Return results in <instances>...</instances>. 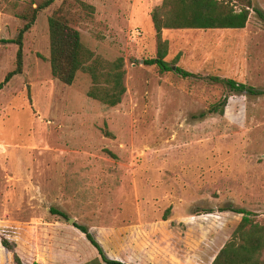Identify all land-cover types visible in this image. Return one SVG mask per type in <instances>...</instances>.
Here are the masks:
<instances>
[{
    "label": "rangeland",
    "instance_id": "obj_1",
    "mask_svg": "<svg viewBox=\"0 0 264 264\" xmlns=\"http://www.w3.org/2000/svg\"><path fill=\"white\" fill-rule=\"evenodd\" d=\"M42 0H0V83L16 67L20 15ZM55 0L24 39L23 73L0 89V232L24 262L212 264L242 219L264 222V95L232 93L210 76L264 89V18L243 29H165L156 56L151 11L162 0ZM264 13V0H253ZM64 5L86 46L125 61L127 91L108 106L87 95L90 76L52 75L48 19ZM228 96L224 113L211 112ZM203 113L206 115H203ZM55 208L66 214L52 213ZM210 211V212H209ZM73 219V220H72ZM0 264H15L0 240Z\"/></svg>",
    "mask_w": 264,
    "mask_h": 264
},
{
    "label": "trees",
    "instance_id": "obj_2",
    "mask_svg": "<svg viewBox=\"0 0 264 264\" xmlns=\"http://www.w3.org/2000/svg\"><path fill=\"white\" fill-rule=\"evenodd\" d=\"M54 1L42 0L36 7L29 6L20 15L23 26L14 39L6 41L18 46L16 67L8 72L4 82L0 83V89L14 76L23 73L25 35L35 24L39 12L51 6ZM77 2L83 9L95 10L93 5L85 1L77 0ZM252 10L264 18L263 11L255 7L253 0H162L151 11L156 31L157 53L155 57L145 59L144 62L146 65L157 66L161 72L175 71L185 78L197 76L177 65L179 55L172 62L166 60L169 41L163 38V31L165 29H243L247 26ZM48 23L52 75L62 83L71 85L77 73L84 71L91 79V86L87 92L89 97L108 106L120 104L127 91L124 59L119 57L108 60L86 46L80 31L67 17L64 5L54 10ZM207 79L225 86L232 93L264 95V89H258L232 78L210 76ZM227 100L228 96L224 97L211 112L218 111L222 115ZM50 210L52 213L66 217L62 211L52 207ZM222 210L241 214L242 219L212 264H264V222L257 221L253 217V212L245 208L231 207ZM74 225L86 235L87 240L99 254L85 264H131L121 259L110 258L87 226L76 222ZM0 240L2 246L12 253L15 264H28L19 255L17 242L10 237L7 229L0 232ZM30 264L42 263L33 261Z\"/></svg>",
    "mask_w": 264,
    "mask_h": 264
},
{
    "label": "water",
    "instance_id": "obj_3",
    "mask_svg": "<svg viewBox=\"0 0 264 264\" xmlns=\"http://www.w3.org/2000/svg\"><path fill=\"white\" fill-rule=\"evenodd\" d=\"M73 220V219H72Z\"/></svg>",
    "mask_w": 264,
    "mask_h": 264
}]
</instances>
